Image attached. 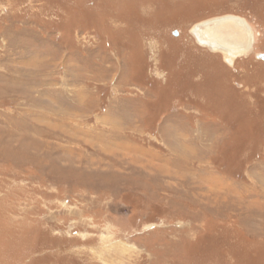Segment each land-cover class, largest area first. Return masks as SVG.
<instances>
[{
    "label": "rangeland",
    "instance_id": "obj_1",
    "mask_svg": "<svg viewBox=\"0 0 264 264\" xmlns=\"http://www.w3.org/2000/svg\"><path fill=\"white\" fill-rule=\"evenodd\" d=\"M257 53L264 0H0V264H264Z\"/></svg>",
    "mask_w": 264,
    "mask_h": 264
},
{
    "label": "bare ground",
    "instance_id": "obj_2",
    "mask_svg": "<svg viewBox=\"0 0 264 264\" xmlns=\"http://www.w3.org/2000/svg\"><path fill=\"white\" fill-rule=\"evenodd\" d=\"M200 44L213 52H221L230 63L253 46L254 30L246 19L223 15L200 22L192 29Z\"/></svg>",
    "mask_w": 264,
    "mask_h": 264
},
{
    "label": "water",
    "instance_id": "obj_3",
    "mask_svg": "<svg viewBox=\"0 0 264 264\" xmlns=\"http://www.w3.org/2000/svg\"><path fill=\"white\" fill-rule=\"evenodd\" d=\"M256 57L264 59V53H257Z\"/></svg>",
    "mask_w": 264,
    "mask_h": 264
}]
</instances>
